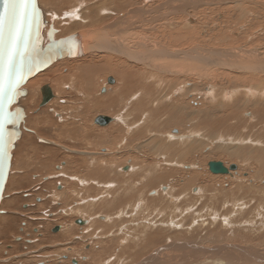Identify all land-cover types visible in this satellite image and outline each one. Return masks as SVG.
I'll list each match as a JSON object with an SVG mask.
<instances>
[{
    "label": "rangeland",
    "instance_id": "rangeland-1",
    "mask_svg": "<svg viewBox=\"0 0 264 264\" xmlns=\"http://www.w3.org/2000/svg\"><path fill=\"white\" fill-rule=\"evenodd\" d=\"M246 1L38 0L56 40L89 31L93 50L84 51L87 58L55 63L19 88L27 92L19 102L26 117L0 203V264H264V98L249 95L253 82L235 84L232 75L213 74L214 66L181 56L200 55L214 63L220 54L223 62L234 59L233 53L228 57L231 51L255 50L264 61V4ZM111 26V33L94 34ZM103 40H115L118 49L99 56L101 46L92 44ZM138 48L146 60L127 62L130 75H124L121 64L129 58L122 55ZM155 49L179 53L180 62L155 55ZM178 64L190 69L179 71ZM80 67L88 69V84L83 78L71 82ZM109 77L114 84L107 83ZM120 82L124 90L114 93ZM45 85L53 98L41 106ZM208 87L215 97L208 96ZM238 98L242 101L235 104ZM182 112L188 121L181 130ZM97 116L112 120L98 126ZM180 136L200 139L182 161L174 146L160 149ZM217 138L231 141L226 147L244 149V156L218 152L223 147ZM216 147L214 158L210 153ZM210 161L226 168L235 164L237 170L214 175ZM137 164L141 175L123 170ZM100 169L107 170L103 180ZM192 175L200 179L184 187ZM152 191L156 194H148ZM77 219L88 223L78 226ZM56 226L60 231L54 234Z\"/></svg>",
    "mask_w": 264,
    "mask_h": 264
},
{
    "label": "bare ground",
    "instance_id": "bare-ground-1",
    "mask_svg": "<svg viewBox=\"0 0 264 264\" xmlns=\"http://www.w3.org/2000/svg\"><path fill=\"white\" fill-rule=\"evenodd\" d=\"M176 1V0H175ZM236 1V0H235ZM238 1V0H237ZM243 1H245V2H248V1H246V0H243ZM180 2V1H179ZM230 2H232V1H230ZM178 3V2H177ZM249 3H252V4H256V5H260V6H263V4L264 3H260V2H257V1H251L250 0V2ZM203 4V3H202ZM237 4V3H236ZM77 8V7H76ZM204 8V7H203ZM260 8V7H259ZM78 9V8H77ZM105 9V8H104ZM75 10V9H74ZM77 11V10H76ZM136 12H138V11H136ZM135 12V13H136ZM140 12V11H139ZM73 13V12H72ZM133 13V12H132ZM74 14V13H73ZM72 14V15H73ZM72 15H70L71 17H72ZM126 15V14H125ZM137 15V14H136ZM140 15V14H139ZM74 16V15H73ZM203 17V16H202ZM72 18H77V17H72ZM72 18H71V20H72ZM131 18H132V16H131ZM123 19V18H122ZM234 19V18H233ZM126 21V20H125ZM133 21V20H132ZM149 21V20H148ZM220 21V20H219ZM116 23V22H115ZM111 25V24H110ZM118 25V24H117ZM120 25V24H119ZM195 25V24H194ZM115 26V25H114ZM113 26V27H114ZM139 26V25H138ZM142 26V25H141ZM112 26L111 27H108V28H106L104 31H101V32H94V31H91V32H94V34H96V35H100V34H103V33H107V32H112V30L114 29ZM124 27V26H123ZM116 28V27H115ZM120 28V27H119ZM240 28V27H239ZM118 29V28H117ZM240 30H242V29H240ZM78 31V30H77ZM114 31H116V30H114ZM118 31V30H117ZM135 32V31H134ZM118 33V32H117ZM78 35V38H76V39H78V41L80 40V39H82V40H84V38H85V41L87 40V44L85 45V46H87V47H85V49H83V51H87V50H90V51H92L93 49L92 48H90L89 46H91V45H88V42H90V41H92V42H94L92 39H90V36L92 37V35L89 33V31L88 32H78L77 33ZM72 35V34H71ZM76 36V37H77ZM106 36V35H105ZM95 37V36H94ZM104 37V36H103ZM111 38V37H110ZM126 42V41H125ZM85 43V42H84ZM123 43V42H122ZM92 45H94V47L96 48V46L97 45H100L101 47H99V46H97L98 48V51H99V53H97V54H102V55H99V56H106L107 57V52L105 51V50H108L107 48H109L111 51H112V49H114L115 50V48H117L116 46V42H115V40H103V41H101V42H95V43H93ZM171 45V44H170ZM83 46V48H84V45H82ZM158 47V46H157ZM87 48V49H86ZM121 48V47H120ZM171 48V47H170ZM173 48V47H172ZM118 49V48H117ZM152 49V48H151ZM110 50H108V51H110ZM155 50H158V49H155ZM165 50V49H164ZM163 49L162 50H158V51H156V52H153L155 55H157V56H159V57H161V58H163L164 56H167V58H169V59H166V61H172L171 59H174L172 62H174L175 61V63H178V62H180L179 61V59H180V54L179 53H177V52H173V53H169L168 51H164ZM252 51H253V49H251ZM102 51H105V52H103V53H101ZM120 51V50H119ZM123 50H121L120 52H122ZM124 51H126V50H124ZM171 51V50H170ZM260 51V50H259ZM89 52V51H88ZM128 53H126L125 55H122V56H125V58L127 57V58H129L128 60L127 59H125V63L124 62H122V68L124 69V72H123V74L124 75H130L129 74V72H127L126 70H128V66L126 65V63L127 62H138L139 60H146V55L143 53V51H142V48H138V52H130V51H127ZM247 52V51H246ZM249 52V51H248ZM87 53V52H86ZM153 53H151V54H153ZM169 53V54H168ZM231 53H233V55H234V59L233 60H230L229 58L227 59V61L225 60V61H223V62H226V64H224L223 62H222V55L220 54L219 56L220 57H218L219 58V62H211L208 58H206V57H202V56H200V55H198V56H194V57H187L186 56V54L185 53H183L181 56H184L185 58H187L189 61H191L192 62V60L193 61H196L197 63H202V64H206V65H209V66H214V68H216V69H213V67H211L213 70H214V72H213V74H217L218 73V75H223L224 74V72H226V73H228L229 75H228V78L229 77H231V75H232V79H236V83L235 84H237V81H241V82H243L244 83V81L245 82H248V81H251V82H253V85L251 86V89H249V95H251V96H253V97H255V96H258V98H259V96H261L262 98H264V61L263 60H260L261 58H259L258 59V57H259V52H257V51H253V53L250 51V53H252V54H248V53H245V52H241L240 50L238 51V50H236L235 52L234 51H231L230 53H229V56L228 57H231V56H233V55H231ZM90 54H91V52H90ZM93 54H94V52H93ZM122 54H123V52H122ZM150 54V55H151ZM189 54V53H188ZM115 55V54H114ZM114 55L112 56L111 54H109L108 56H110V57H112V59H114V58H116V57H114ZM144 55V56H143ZM207 55V54H206ZM264 55V54H263ZM152 56V55H151ZM154 56V55H153ZM157 56H155V57H157ZM163 56V57H162ZM204 56V55H203ZM216 56V55H215ZM82 57H86L87 58V55L86 56H82ZM179 57V59L177 60V58ZM208 57V56H207ZM217 57V56H216ZM81 58V57H80ZM118 58H120L119 56L117 57V59ZM151 58V57H150ZM149 58V59H150ZM166 58V57H165ZM185 58H183V60H185ZM108 59V58H107ZM110 60V59H108L109 61H113V60ZM136 59H138V60H136ZM157 60H159V58H156ZM206 61V63H204L205 61ZM64 60H71V59H68V58H66V59H64ZM115 60V59H114ZM119 60V59H118ZM122 60V59H121ZM150 60H152V58L150 59ZM150 60H149V62H150ZM165 60V59H164ZM60 61H63V60H60ZM60 61H57L56 63H58V62H60ZM162 61V60H161ZM160 61V62H161ZM177 61V62H176ZM181 61H182V59H181ZM188 61V62H189ZM218 61V60H217ZM115 62V61H114ZM141 62V61H140ZM148 62V63H149ZM152 62V61H151ZM194 63V62H193ZM192 63V64H193ZM223 63V64H222ZM55 64V63H54ZM53 64V65H54ZM147 64V63H146ZM168 64H170V63H168ZM180 64V63H179ZM177 65V67H175V69H177V70H179V69H181L182 71L184 70V68H187V69H190L188 66H185V67H183V66H181V65ZM53 65H51V66H53ZM171 65V64H170ZM189 65V64H188ZM147 66H150V65H147ZM242 66H245V67H243L242 68ZM50 67V66H49ZM192 67H193V65H192ZM173 68V67H172ZM206 68V67H205ZM209 68V67H208ZM207 68V69H208ZM206 69V70H207ZM110 70V72H111V74L112 73H114L115 71H113L114 69H109ZM119 70V69H118ZM199 70H201V68L199 69ZM202 70H203V68H202ZM201 70V71H202ZM209 70V69H208ZM180 71V70H179ZM194 72V71H193ZM200 72V71H199ZM87 73H88V69H87V67H80V69L78 68V72H77V74H75V76H73V78H72V81L71 82H73L74 81V79L76 78H78L79 79V81H80V79L81 78H83L84 79V82L86 83V84H88L89 82H88V78H90L89 76L90 75H87ZM133 73V72H132ZM198 73V72H197ZM225 73V74H226ZM40 74V73H39ZM123 74H120V75H123ZM146 74V73H145ZM144 74V75H145ZM209 74H210V72H209ZM235 74H237V75H235ZM239 74V75H238ZM37 75V74H36ZM35 75V76H36ZM124 75L122 76V77H124ZM142 74H140V76H141ZM147 75V74H146ZM234 75V76H233ZM148 76V75H147ZM189 76V75H188ZM237 76H240V77H237ZM45 75H43V76H40V77H36L35 79H33L32 81H30V86H37V84H39L40 83V81H42L43 79H45ZM92 77V76H91ZM127 77V76H126ZM190 77V76H189ZM33 78V77H32ZM110 78V77H109ZM112 78V77H111ZM129 78V77H128ZM77 79V80H78ZM157 79V78H156ZM123 80V79H122ZM125 80H127V79H125ZM190 80V79H189ZM202 80V79H201ZM82 82V81H81ZM107 83H108V78H107ZM81 84V83H80ZM114 84V83H113ZM123 84H125L124 82L123 83H121L120 82V85L118 86V88H116V91H114V93H119V92H122L121 90H124L123 89ZM162 84V83H161ZM239 84H241V83H239ZM110 85H112V84H110ZM196 86V85H195ZM95 88V87H94ZM194 88V87H193ZM121 89V90H120ZM142 89V88H141ZM144 89V88H143ZM192 89V88H191ZM197 89V88H196ZM101 92L102 93H104L105 91L104 90H101ZM138 92V91H137ZM144 92V91H143ZM206 92H208V96H213V97H215L214 96V93H212V92H214L210 87H208L207 89H206ZM234 92H235V90H234ZM124 93H125V91H124ZM53 95V94H52ZM137 95V94H136ZM116 96V95H115ZM133 96V95H132ZM132 96H130V97H132ZM223 96V95H222ZM139 97V96H138ZM108 98V97H107ZM243 98V97H242ZM245 98V97H244ZM109 99V98H108ZM133 99V98H132ZM135 99V98H134ZM21 100V99H20ZM238 101H236L235 102V104H238V102L240 103L241 101H242V99L240 98H238L237 99ZM240 100V101H239ZM105 101V100H104ZM249 103V100L248 99H244L243 100V103ZM20 102V101H19ZM254 104V103H253ZM251 105V104H250ZM262 107L264 106V103L262 104H260ZM264 109V108H263ZM262 109V110H263ZM261 110V111H262ZM211 111V110H210ZM186 113V112H185ZM185 113H181L180 114V116H179V119L177 120V122H178V125L180 126V129L182 130V126H183V124H181V123H184L185 121H188V117L187 118H185ZM194 113V112H193ZM193 113H192V116H193ZM197 115L196 116H198V111L197 112H195ZM162 114V113H161ZM145 115V114H144ZM260 115V114H259ZM188 116L189 117H191V114H188ZM245 116H250V113H246L245 114ZM97 117H100V116H97ZM96 117V118H97ZM106 117V116H105ZM149 117V116H148ZM171 117V116H170ZM172 117H173V115H172ZM107 118H109V117H107ZM125 118H127V117H125ZM152 118V117H151ZM174 118V117H173ZM203 118V117H202ZM201 117H200V119H198V124H202V122L204 121L203 119H202ZM252 119H253V117H252ZM261 119L262 120H264V115H263V113L261 114ZM95 120V119H94ZM111 118H109V123L111 122ZM125 120V119H124ZM144 120V119H143ZM44 121V120H43ZM140 122V121H139ZM152 122V121H151ZM193 122V121H192ZM264 122V121H263ZM108 123V124H109ZM141 123V122H140ZM41 124H43V122H37V125H41ZM44 124H46L45 123V121H44ZM95 124V123H94ZM107 124V125H108ZM197 123H196V125H198ZM223 124H225V121H223ZM96 125V124H95ZM107 125H105V126H107ZM137 125V124H136ZM158 125V124H157ZM262 125L264 126V123H262ZM149 126H151V125H149ZM134 127H135V125H134ZM156 127V126H155ZM158 128V127H157ZM157 128H154V129H157ZM161 128V127H160ZM162 128H163V126H162ZM147 129H153V128H147ZM146 129V130H147ZM225 129H226V127H225ZM70 130V129H69ZM85 130V129H84ZM106 131V130H105ZM149 131H151V130H147V132H149ZM195 131V129L193 128V130H192V128H190V131L189 132H194ZM86 132V131H85ZM101 132V131H100ZM107 132H109V130L107 131ZM156 132V131H155ZM180 133H181V131H180ZM208 133V132H207ZM206 133V134H207ZM210 133H212L211 131L208 133V135L210 134ZM192 134H194V133H192ZM141 135H143L142 133H141ZM108 136V135H107ZM246 136V135H245ZM209 137V136H208ZM213 137H214V134H213ZM249 137V136H248ZM247 137V138H248ZM129 138V137H128ZM174 138H176V140H174V141H176V143L174 144V145H172V144H170V145H167V144H165V143H163V145H162V147L160 148L161 150H167V149H169L170 148V146H174L173 147V151H174V153H176V154H179L177 157H180V159L181 158H186L187 156H190L193 152H194V143L195 142H198L200 139H189L188 137H185V136H180V137H174ZM194 138V137H193ZM204 138V137H203ZM207 138V137H206ZM210 138H212L211 136H210ZM205 139V138H204ZM257 139V138H256ZM261 138H259V140H260ZM196 140V141H195ZM217 140H218V138H217ZM216 140V141H217ZM232 140V139H231ZM234 140H235V138H234ZM240 140V139H239ZM219 142H221V144H219V145H221L222 147H223V149H221V150H218V152H221L222 154L223 153H225V154H223V155H226V153L232 158V157H234V156H238L239 157V155H241L242 154V156H244L243 154L245 153V150L244 149H242V148H236L235 146L236 145H234V146H231V147H226V145H233V144H231V141L230 142H225V141H222V140H218ZM211 142V141H210ZM214 142V141H213ZM106 143V142H105ZM109 143V142H108ZM162 143V142H161ZM204 143V142H203ZM203 143H201L200 145H202ZM131 145V144H130ZM238 146V145H237ZM199 148V147H198ZM197 148V149H198ZM218 147H216V148H213V149H211V151L212 150H214V149H217ZM156 150H159V149H156ZM156 150H154L155 152H156ZM152 152H153V150H152ZM243 152V153H242ZM159 153V152H158ZM248 153V152H247ZM211 156L212 157H217V156H219L218 154H217V152H215V151H212L211 153ZM193 155V154H192ZM241 156V157H242ZM169 160V159H168ZM183 159H181V161H182ZM243 161V160H242ZM136 162V161H135ZM110 164V163H109ZM113 164V163H112ZM101 167V166H100ZM183 168H185V169H191L192 168V166H190V165H183L182 166ZM99 168V167H98ZM98 168L97 169H95L96 171L98 170ZM102 168V167H101ZM127 169H126V171H131V172H137V173H140V170H142L141 169V167L140 166H138V164L137 165H135V166H132V169H130V166H127L126 167ZM145 168V167H144ZM229 168V167H228ZM227 168V169H228ZM109 169V168H108ZM147 169V168H146ZM124 170V169H123ZM168 170V169H167ZM95 171V172H96ZM100 171L101 172H99V173H97L98 175H99V177L103 180V175H107V170L105 169V170H103V172H102V169H100ZM125 171V170H124ZM18 172V171H17ZM91 172V171H90ZM230 172V171H229ZM88 174V175H87ZM86 175H87V177H89V178H91L90 176V174H89V172L87 173ZM134 174V173H133ZM132 174V175H133ZM136 174V173H135ZM134 174V175H135ZM109 175H110V173H109ZM140 175H141V173H140ZM94 177V176H93ZM196 177L198 178L199 177V175H195V176H190L189 177V179H185V180H183L184 182H183V186L184 187H186V188H188V187H191L190 185H193V184H195L196 182H197V180H196ZM97 178V177H96ZM130 178V177H129ZM128 178V179H129ZM133 179V178H132ZM199 179H200V177H199ZM198 179V180H199ZM124 180V179H123ZM139 179H135V180H132V181H138ZM97 183V182H96ZM106 183V182H105ZM113 184V183H112ZM136 184V183H135ZM133 185V184H132ZM137 185V184H136ZM134 186V185H133ZM130 187V186H129ZM240 187V186H239ZM61 189V188H60ZM134 189V188H133ZM140 190V189H139ZM193 191V192H198V189L197 188H193V189H190V191ZM195 190V191H194ZM143 191V190H142ZM155 191V190H154ZM154 191H152L151 193H148V194H156V192H154ZM161 191H163L164 193H166V191H167V187H164V186H162L161 187V189H160V192ZM200 192V191H199ZM242 192V191H241ZM112 193H115V191H113ZM112 193L110 192L109 194H110V197H111V195H112ZM117 193H118V191H117ZM140 193H143V192H141L140 191ZM199 194V193H198ZM97 195V194H96ZM103 195V194H102ZM114 195V194H113ZM127 195V194H126ZM141 195V194H140ZM106 196H107V194H106ZM109 196V195H108ZM132 196V195H131ZM136 196V195H135ZM143 196V195H142ZM109 197V198H110ZM116 197V196H115ZM155 198V197H154ZM96 199V198H95ZM115 199V198H114ZM120 200V199H119ZM119 200H117L118 202H119ZM89 201H91V200H89ZM111 201V200H110ZM112 202V201H111ZM142 202H143V200H142ZM91 203H94V202H92L91 201ZM107 203V202H106ZM109 203V202H108ZM107 203V204H108ZM155 203V202H154ZM122 204V203H121ZM143 204H146V203H144L143 202ZM156 204V203H155ZM113 205V204H112ZM115 205V204H114ZM132 205V204H131ZM105 206H106V204H105ZM128 206V205H127ZM112 207V206H111ZM133 207V206H132ZM130 208V207H129ZM121 210V209H120ZM133 211V210H132ZM121 213H122V215H125V213L126 212H124V210L123 211H120ZM181 212V211H180ZM127 214V213H126ZM97 215V214H96ZM122 215H120L119 214V216H122ZM119 216L116 214V216L115 217H118L119 218ZM127 216V215H126ZM123 217V216H122ZM97 219H99V220H101V221H104V222H106L107 221V218L104 216V215H98L97 216ZM119 219H121V218H119ZM114 220H116V218L114 219ZM110 224V223H109ZM104 225V224H103ZM95 226V225H94ZM242 226V225H241ZM144 229V228H143ZM220 229V228H219ZM105 234V233H104ZM99 235V234H98ZM243 235V234H242ZM145 239V238H144ZM149 240V239H148ZM232 249V248H231ZM137 251V250H136ZM120 254V253H119ZM124 255V254H123ZM168 257V256H167ZM159 258V257H158ZM244 258V257H243ZM261 258V257H260ZM255 259L257 260V261H259L258 259H257V257H255ZM113 261V260H112ZM214 261V260H213ZM242 261V260H241Z\"/></svg>",
    "mask_w": 264,
    "mask_h": 264
},
{
    "label": "water",
    "instance_id": "water-1",
    "mask_svg": "<svg viewBox=\"0 0 264 264\" xmlns=\"http://www.w3.org/2000/svg\"><path fill=\"white\" fill-rule=\"evenodd\" d=\"M35 4L39 12V28L38 30H34L29 37L30 49H33V51L31 52L30 57L26 60L23 71L19 74L22 78L19 79L18 84H14L15 95L12 97L11 103L9 104L7 100L4 102L5 111L13 112L17 118L14 125L9 124L7 126L6 137L11 140V143L8 146L7 155L3 159L2 167H0V172H2V177H0V203L3 198V193L11 168L12 151L15 148L16 142H18L21 138L22 130L20 126L24 123L26 117L24 113L25 110L19 105V101L21 98L26 96L27 92L25 89L21 88L19 90V88L36 74L44 71L57 61L64 60L66 58H80L85 54L82 45L85 47L86 43L84 44L83 40L78 41V39H76L78 38V34L74 36H65L56 40L54 37L56 30L54 31L53 26L51 25H49L46 29L47 23L43 17L41 9H39L38 0H35ZM44 29H46L45 34ZM113 83L114 79L111 77L108 78V84ZM41 93V106H44L53 98V95L48 85L41 88ZM94 123L98 126H105L109 123V118L100 116L95 118ZM126 169L127 168H124V170ZM208 170L214 175H226L229 171L236 172L237 166L235 164H231L227 169L220 161H210L208 163ZM87 223L88 222L86 220L83 221L82 219H77L74 222V224L78 226H84ZM56 231H58V228L53 230V232ZM73 264H77L76 261H74Z\"/></svg>",
    "mask_w": 264,
    "mask_h": 264
},
{
    "label": "snow or ice",
    "instance_id": "snow-or-ice-1",
    "mask_svg": "<svg viewBox=\"0 0 264 264\" xmlns=\"http://www.w3.org/2000/svg\"><path fill=\"white\" fill-rule=\"evenodd\" d=\"M38 28L35 0H0V167L11 143L6 137L7 126L14 125L17 118L5 111L4 102L10 104L15 95L14 84L22 78L19 74L33 51L29 37Z\"/></svg>",
    "mask_w": 264,
    "mask_h": 264
},
{
    "label": "flooded vegetation",
    "instance_id": "flooded-vegetation-1",
    "mask_svg": "<svg viewBox=\"0 0 264 264\" xmlns=\"http://www.w3.org/2000/svg\"><path fill=\"white\" fill-rule=\"evenodd\" d=\"M55 228H58V231H56V232H53V230H54ZM51 231H52V233H54V234H57V233L60 231V227H58V226H56V227H53V228L51 229Z\"/></svg>",
    "mask_w": 264,
    "mask_h": 264
}]
</instances>
